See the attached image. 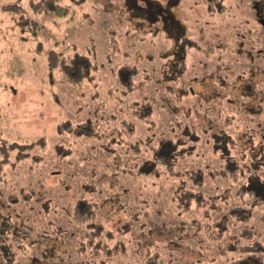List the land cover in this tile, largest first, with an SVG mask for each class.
<instances>
[{
    "label": "rangeland",
    "instance_id": "obj_1",
    "mask_svg": "<svg viewBox=\"0 0 264 264\" xmlns=\"http://www.w3.org/2000/svg\"><path fill=\"white\" fill-rule=\"evenodd\" d=\"M20 1L35 27L0 0V264H264V201L238 191L264 178V0ZM177 139L180 175L140 173Z\"/></svg>",
    "mask_w": 264,
    "mask_h": 264
},
{
    "label": "trees",
    "instance_id": "obj_2",
    "mask_svg": "<svg viewBox=\"0 0 264 264\" xmlns=\"http://www.w3.org/2000/svg\"><path fill=\"white\" fill-rule=\"evenodd\" d=\"M19 1L20 0H17V2L9 3L7 5L6 9L14 11L16 13V16H17L16 20H18V23H21V24L24 21V24H22V25L25 26V28L28 26L35 27L36 24L38 25V22L36 20H33L30 16L26 15L27 13L25 12V9L22 6L21 1L20 2ZM29 7L33 12L41 13V14H44L46 16H62V15H66L69 12L68 6L57 2L56 0H29ZM208 10H209V12H212L215 10V8L213 7V5H211V6L209 5ZM25 28L23 30H25ZM30 28L31 27H29V29ZM183 59H184V57L178 56V58L174 59L171 64H168L171 72L175 69L174 67L176 65H179V64L183 65V67H181V68L178 67L177 71L175 72V77H178L183 73V71H182L184 69V64L182 62ZM76 61L77 60H74L73 65L70 67L71 70H73L71 72V74L74 73L79 78H83L85 76H88L89 70L87 71V73L85 72V67L87 64H82V66H79L80 64L76 65ZM133 74L136 75V73H133ZM126 83H129V81L125 82V84ZM131 89H133V87ZM151 116H153V111H151L149 114H146L144 117L146 119H150ZM195 138L197 139V136ZM226 138L227 137L223 138L218 143L215 141L216 143H214V145H213L215 150H218V151L220 150L222 152V155H224L230 151L227 147L228 142L226 141ZM177 140L179 141V139H177ZM231 144H235V143H231ZM221 145H223L222 148H221ZM152 146H153V143H152ZM180 146H181L180 141L175 142L174 140H171L169 142V145H168V150L170 152L169 155L165 154V152H163L164 150H166L164 148L165 146H163L161 144H159L157 147L153 146V156L155 159L154 165L152 166L153 168L150 169L148 172L141 170L140 173H142V174H144V173H146V174L156 173L157 167H158L156 162H158V164L164 165L167 168V170L169 171V173H171L173 176L180 175L179 174L180 171L175 170V168L179 167V165H180L179 163L182 162L184 159L183 157H182L183 159H181V158L178 159L181 156V150L179 149ZM193 149H194V147L192 148V150ZM222 149H224V150H222ZM185 152H186V150H185ZM223 152H226V153H223ZM189 154H191V150H189ZM183 155H184V153H183ZM234 165H235V168H234V170H235L237 168L236 159L234 160ZM258 167H259V163L257 164V166H255V168L258 169ZM238 191L249 192L250 195L261 194V198L254 199V203L262 202V201H264V178L261 175H258L257 181L247 180V184H244V186L242 188H239ZM178 195H179V193L177 192V196ZM179 198H180V196H179ZM177 205L182 206L180 204V202L177 203ZM80 217H81V220H84L86 222H92L93 221L91 219V217L85 213L82 214ZM95 227L97 228V226H94V227H92V229ZM18 232L21 233V227L15 226L14 233L17 234L16 241L19 244V246L22 247L23 244H20L21 239L18 236ZM208 237L210 239H219L220 238V236L219 237H212L211 233L209 231H208ZM34 242L35 241L30 243L28 248H30V246L33 245ZM23 248H26V246H24ZM246 248L249 249V248H254V247L253 246H246ZM246 264H249V263H246Z\"/></svg>",
    "mask_w": 264,
    "mask_h": 264
},
{
    "label": "flooded vegetation",
    "instance_id": "obj_3",
    "mask_svg": "<svg viewBox=\"0 0 264 264\" xmlns=\"http://www.w3.org/2000/svg\"><path fill=\"white\" fill-rule=\"evenodd\" d=\"M259 19V18H258Z\"/></svg>",
    "mask_w": 264,
    "mask_h": 264
}]
</instances>
